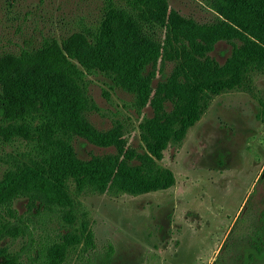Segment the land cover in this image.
<instances>
[{
	"label": "rangeland",
	"instance_id": "1",
	"mask_svg": "<svg viewBox=\"0 0 264 264\" xmlns=\"http://www.w3.org/2000/svg\"><path fill=\"white\" fill-rule=\"evenodd\" d=\"M110 1L125 5L122 0H0V62L24 56L77 63L70 55L76 40L98 34ZM166 24L155 34L160 59L144 74L153 75L154 93L162 89L163 108L177 128L195 118L184 136L171 140L163 158L155 160L172 172L174 184L116 194L83 190L70 178L63 204L18 198L14 206L31 236L0 239V252H22L24 260H31L65 242L63 264H83L85 222L93 232V249L103 252L113 244L109 264H215L218 259V264H264V256L237 247L264 209L260 42L248 33L243 40L231 39L237 27L209 0H168ZM190 39L209 41L213 49L202 54ZM234 44L245 54L228 67ZM78 67L85 71L88 120L101 131L119 128L126 147L137 156L145 154L141 126L154 115L152 104L140 108L136 95L112 77ZM8 123L0 113V177L10 167V154L24 149L5 134ZM73 143L84 160L117 152L81 137Z\"/></svg>",
	"mask_w": 264,
	"mask_h": 264
},
{
	"label": "trees",
	"instance_id": "2",
	"mask_svg": "<svg viewBox=\"0 0 264 264\" xmlns=\"http://www.w3.org/2000/svg\"><path fill=\"white\" fill-rule=\"evenodd\" d=\"M122 1L124 6L110 1L106 18L92 40L84 37L76 40L70 55L77 63L24 56L0 62V113L9 122L5 134L24 145L17 155L10 154V167L0 177V239L31 236L26 219L14 206L16 199L28 197L63 204L67 202L65 182L70 178L83 185V190L116 194H142L174 184L172 172L155 160L163 158L171 140L176 142L184 136L195 118L189 117V122L177 128L175 118L163 108L162 89L154 93L153 75L144 74L148 65L157 63L161 56L162 47L155 34L157 28L167 25L168 0ZM209 3L237 27L229 34L231 39L243 40V33H248L264 44V0H209ZM190 44L202 54L213 49L206 40L190 39ZM259 44L256 55L258 68L262 69L264 46ZM234 45L228 67L239 63L245 54ZM78 66L112 77L136 95L138 107L152 104L155 113L141 126L145 154L137 156L127 148L119 128L101 131L88 120L85 71ZM260 101L264 114V99ZM74 137L100 147H115L117 152L81 159L74 148ZM254 221L251 232L238 240L237 247L252 249L263 257L264 209ZM83 234V251L87 253L83 264L111 263L113 244L98 252L93 249V232L85 222ZM66 245L64 242L49 246L41 256L31 260H24L22 252L2 251L0 255L5 260L0 264H63ZM218 262L219 259L215 264Z\"/></svg>",
	"mask_w": 264,
	"mask_h": 264
}]
</instances>
